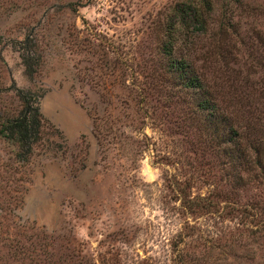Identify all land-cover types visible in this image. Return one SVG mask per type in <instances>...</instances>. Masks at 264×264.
Segmentation results:
<instances>
[{
  "label": "rangeland",
  "instance_id": "rangeland-1",
  "mask_svg": "<svg viewBox=\"0 0 264 264\" xmlns=\"http://www.w3.org/2000/svg\"><path fill=\"white\" fill-rule=\"evenodd\" d=\"M181 1L0 0V117L20 110L19 88L42 95L44 119L21 161L0 138V264H264V189L237 187L222 157L194 152L187 104L162 103L178 92L159 40ZM30 33L33 76L20 57ZM181 187L214 205L191 209Z\"/></svg>",
  "mask_w": 264,
  "mask_h": 264
},
{
  "label": "trees",
  "instance_id": "trees-1",
  "mask_svg": "<svg viewBox=\"0 0 264 264\" xmlns=\"http://www.w3.org/2000/svg\"><path fill=\"white\" fill-rule=\"evenodd\" d=\"M243 1L182 0L173 7V25L163 32L159 45L162 68L178 94L164 89L162 103L187 104L183 113L187 127L192 126L194 152L209 150L222 157L223 172L237 187L264 189V28L254 26L256 16H264V0H253V5ZM62 8L72 10L70 3ZM243 15L247 17L242 21ZM243 23L249 34L242 32ZM84 41L93 42L91 50L101 45L88 37ZM19 42L24 71L33 76L41 59L37 40L30 33ZM253 46H261L263 56L253 59ZM16 96L21 108L15 115L0 117V138L14 146L21 161L42 139L44 119L42 95L17 88ZM128 102L132 108L139 103L135 97ZM184 189L180 188L182 200L191 209L214 205L209 196L187 197ZM7 237L0 230V241Z\"/></svg>",
  "mask_w": 264,
  "mask_h": 264
}]
</instances>
